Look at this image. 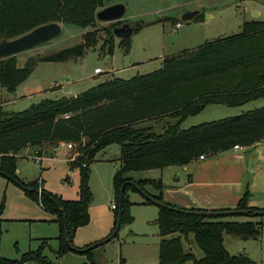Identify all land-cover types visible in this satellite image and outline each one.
<instances>
[{"label": "trees", "instance_id": "16d2710c", "mask_svg": "<svg viewBox=\"0 0 264 264\" xmlns=\"http://www.w3.org/2000/svg\"><path fill=\"white\" fill-rule=\"evenodd\" d=\"M111 3L112 0H0V39L16 37L49 21L69 22L98 27L85 31L80 43L42 55L43 59L65 60L81 55L86 47L98 41L100 31L106 35L102 47L111 53L116 41L114 28L124 20L99 25L97 18V11ZM199 16L196 13L193 18ZM132 24L134 31L142 26L139 22ZM119 42L130 51L131 36L120 38ZM30 70L31 67L18 63L17 54L1 58L0 86L14 91ZM263 95L264 20L254 18L246 20L238 33L209 39L165 56L162 65L154 70L126 78L110 75L77 94L42 98L24 109L8 110L0 103V174L22 185L27 194L55 215L53 220L59 224L55 251L61 256L73 250L67 239L74 245L77 229L90 222L93 200L89 186L90 163L99 150L117 142L121 162L113 176L117 202L112 230L119 214L121 191V226L134 218L130 213L133 201L129 190H138L137 185L130 182L135 181L155 199L164 202L158 204L156 219L162 235L158 264H184L189 259L193 264H252L254 260L248 254H232L227 249L223 232L257 237L262 231L261 221L224 220L220 218L223 215L203 214L205 209L167 201L161 177L135 179L129 172L187 164L202 153L225 151L235 144L252 146L264 138V105L185 128L181 127V122L209 103L241 105ZM65 113L70 115L65 116ZM165 119L168 120L162 124L163 130L156 131V123ZM62 141L72 142L74 152H78L69 163L80 169L79 197L67 198L44 186L39 196V178L26 182L17 173L19 153L29 145ZM250 197L251 191L247 188L236 207L227 209H249L248 214L258 215L256 211L264 207L249 205ZM4 200L0 202V247ZM143 202L156 203L148 197ZM191 232L204 250L202 257L185 248L182 236L187 237ZM48 245H51L49 239L43 237L36 248L23 252L19 258L0 254V264L29 261L54 264L45 253ZM83 253L88 259L82 264H107L96 257L95 247Z\"/></svg>", "mask_w": 264, "mask_h": 264}, {"label": "rangeland", "instance_id": "374dc122", "mask_svg": "<svg viewBox=\"0 0 264 264\" xmlns=\"http://www.w3.org/2000/svg\"><path fill=\"white\" fill-rule=\"evenodd\" d=\"M119 1L124 2L127 7L122 19L142 24L139 30L130 35L132 45L129 52L120 44V37L116 36L113 51L109 53L102 47L106 35L100 31L98 41L86 47L81 55L70 56L65 60L43 59L42 55L80 43L85 31L98 27L63 23L59 35L17 54L21 66H25L31 55L36 56L37 60L31 66L28 76L14 91L0 86V103L4 108L24 109L42 98L72 95L110 75L126 78L139 72L154 70L162 65V59L167 55L195 47L209 39L238 33L243 29L246 20H264V0H112V3ZM193 10H198L200 16L185 19L183 15ZM178 21H181L180 26L176 25ZM109 22L99 20V25ZM97 67L102 72L97 73ZM262 105L264 95L241 105L209 103L202 110L183 119L181 127L237 114ZM167 120L156 123L155 130H163L162 124ZM174 120L171 119L172 122ZM37 146L43 148L42 154L36 153ZM68 147L67 142L58 146L44 142L24 148L19 153L17 173L26 182L41 177L42 185L45 183L47 189L67 198H77L80 169L70 165L68 153L70 150L74 151V147ZM39 154L41 160L36 158ZM119 154V143L113 142L99 150L90 163L89 186L93 194L90 204L91 218L88 224L77 229L74 245L77 240H93L102 232L112 230L115 211L112 204L117 202L113 176L120 165ZM168 169L171 168L154 167L131 170L129 173L135 179L159 178L170 171ZM162 179L166 186L173 179V175ZM38 184L40 185L39 179ZM129 194L133 201L130 205L133 220L124 222L114 238L99 245L96 248V257L107 264H158L162 237L156 222L159 206L141 201L145 195L139 189H130ZM3 200L5 208L2 214L1 255L19 258L23 252L36 248L43 237H48L51 245L45 248V253L54 264H82L87 259L85 253L75 250L58 256L55 248L58 246L56 236L59 233V224L55 220L45 219L55 215L27 194L22 185L0 174V202ZM220 218L262 222V231L257 237H243L227 231L223 235L225 245L232 254L244 252L254 260L252 264H264V214L232 213L224 214ZM182 237L187 250L197 257L205 254L196 243L193 232ZM25 264L38 262L29 261ZM184 264H193V260L189 259Z\"/></svg>", "mask_w": 264, "mask_h": 264}, {"label": "crops", "instance_id": "0c3cea01", "mask_svg": "<svg viewBox=\"0 0 264 264\" xmlns=\"http://www.w3.org/2000/svg\"><path fill=\"white\" fill-rule=\"evenodd\" d=\"M105 78H108V76ZM60 143L65 142L62 141ZM60 143L52 144L58 146ZM32 146L29 145L27 148ZM42 152L43 148L37 146L36 153L42 154ZM73 152L70 150L68 155L70 153L73 154ZM120 155L121 150L118 157L119 163L121 162ZM165 168L171 169H168L170 171H167L165 174L163 173L161 178L167 179V177L173 175V179L167 182L163 189V196L167 201L186 207H198L202 209L234 208L243 192L248 188L251 191L249 205L264 207V138L252 146L242 145L241 148L232 147L225 151L206 154L204 158H197L187 164L168 165ZM43 186L45 187V183ZM149 188L155 191L152 187ZM144 200L145 198H142L141 201ZM91 212L90 210V214ZM53 218L54 216L45 219L53 220ZM110 233L111 231H104L93 240H77L75 246L82 247L89 242L101 240ZM98 246L95 247V253Z\"/></svg>", "mask_w": 264, "mask_h": 264}, {"label": "water", "instance_id": "95a60500", "mask_svg": "<svg viewBox=\"0 0 264 264\" xmlns=\"http://www.w3.org/2000/svg\"><path fill=\"white\" fill-rule=\"evenodd\" d=\"M127 7L124 2H115L108 4L102 8H100L97 11V18L101 21H115L122 19L126 13ZM198 12V10L188 11L183 16L185 19L190 20L193 18V16ZM62 25L63 23L60 21H49L43 24H40L31 30L18 35L13 38H7L3 37L0 39V59L4 57H8L10 55H16L19 52L32 48L36 46L37 44L46 42L53 37L59 35L62 31ZM135 30V26L132 24L131 21H124L122 24L115 26L114 32L116 36L123 38L130 36ZM37 60V57L34 55H31L25 66L31 67L35 61ZM133 184L137 185L138 189L145 195V197L150 198L151 200H155L157 204L162 205L164 204L163 201L155 199L151 194L146 192L141 186L137 184L135 181H130ZM126 183L122 185V190L124 188ZM122 196L123 191L120 193V209L119 214L117 218V222L115 224L114 229L111 231L109 235H107L105 238L96 241L95 243H92L88 246L84 247H78L71 243L69 239H67L68 245L71 247V249L79 252H85L89 250L90 248H94L98 246L99 244L108 241L116 236L118 233L121 222H122ZM169 207H175L172 205L167 204ZM178 210L182 211H189L188 209L181 208V207H175ZM249 209H205L202 211L203 214H215V215H224V214H232V213H248ZM256 214H264V210H257Z\"/></svg>", "mask_w": 264, "mask_h": 264}, {"label": "built area", "instance_id": "2783aa9c", "mask_svg": "<svg viewBox=\"0 0 264 264\" xmlns=\"http://www.w3.org/2000/svg\"><path fill=\"white\" fill-rule=\"evenodd\" d=\"M176 25H177V26H180V25H181V21H178V22L176 23ZM95 71H96L97 73H98V72H102V69L99 68V67H97V68L95 69ZM64 115H65V116H69L70 113H65ZM67 143H68V146H69V147H73V143H72V142H67ZM234 147H235V148H241L242 145H241V144H240V145H239V144H235ZM40 155H41V154L36 155V158H37L38 160H41V158H42V157H40ZM77 156H78V152H75V153H73V154H71V155L68 156V160H69V161H70V160H74ZM205 156H206V154H205V153H202V154H200L199 158H204ZM39 182H40V185H39V187H38V191H39V194L41 195V193H42V188H43L41 177L39 178ZM40 203H41V202H40ZM41 205H42V203H41ZM112 207L115 208V207H116V203H113V204H112Z\"/></svg>", "mask_w": 264, "mask_h": 264}]
</instances>
